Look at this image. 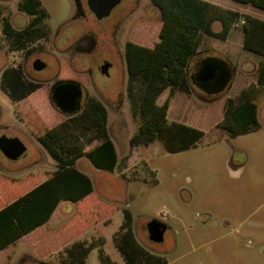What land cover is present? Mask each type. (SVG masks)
Returning <instances> with one entry per match:
<instances>
[{
  "label": "rangeland",
  "instance_id": "1",
  "mask_svg": "<svg viewBox=\"0 0 264 264\" xmlns=\"http://www.w3.org/2000/svg\"><path fill=\"white\" fill-rule=\"evenodd\" d=\"M210 1L264 18V10L237 0ZM19 2L0 0V136H18L28 149L18 160L8 159L0 150V197L26 192L57 167L38 134L67 119L52 100L49 83L22 101L10 100L1 87L4 69L25 65L39 78L82 83V109L95 97L109 109L120 163L112 172L96 168L87 157L79 159L78 167L92 177L95 191L79 203L62 202L56 217L16 244L9 264L41 260L62 264L65 246L77 239H103L105 252L118 264H126L114 241L124 220L123 207L133 212L140 242L166 255L169 264H264V86L258 87L254 99L261 108V128L232 137L219 125L226 98L257 81L264 61L263 54L244 47L242 24L227 39L205 36L202 53L193 62L206 55L219 57L235 70L234 77L220 94L207 93L196 83L192 93L176 91L169 120L201 127L206 133L196 145L170 152L160 140L131 143L141 119L131 111L125 46L128 40L152 46L159 39L162 19L152 0H124L103 20L87 0H80V10L77 0H42L50 13L45 20L48 31L24 46L34 55L17 50L2 33L4 16L17 28L30 21ZM36 56L48 63L41 74L32 67ZM105 61L111 63L109 76L101 71ZM169 94L167 90L160 101ZM216 95L220 98L213 100ZM94 132L75 126L64 130L69 139L83 145ZM154 218L168 224L161 242L149 237L147 225ZM4 260L0 257V264ZM88 264H100L99 248L92 251Z\"/></svg>",
  "mask_w": 264,
  "mask_h": 264
},
{
  "label": "trees",
  "instance_id": "2",
  "mask_svg": "<svg viewBox=\"0 0 264 264\" xmlns=\"http://www.w3.org/2000/svg\"><path fill=\"white\" fill-rule=\"evenodd\" d=\"M237 1L264 10V0ZM152 2L160 10L162 19L159 39L152 46L131 40L125 46L131 111L141 119L131 143L148 145L160 140L168 151L178 152L196 145L206 133L201 127L168 118L173 95L178 90L192 93L198 66L204 59L212 57L202 56L193 62L202 53L200 47L205 36L227 39L232 29L241 23L244 47L264 55V18L210 0ZM19 6L34 17L21 29L13 27L9 18L5 19L4 30L15 38L14 45L25 46L45 37L48 31L45 20L50 13L42 0H21ZM258 72L257 81L225 100L224 117L219 125L232 137L256 131L263 125L259 105L254 99L258 87L264 86V61L260 62ZM4 76L6 84L2 88L17 102L43 88L42 83L25 80L16 68L7 69ZM167 90L170 94L161 102L160 98ZM219 98L220 95H216L213 100ZM65 115V121L38 134L39 142L57 162V167L26 192L0 197V252L48 223L62 202L79 203L95 191L92 177L78 167L79 159L87 157L96 168L112 172L119 166V151L110 132L109 109L100 98L91 99L75 114ZM71 126L95 129L87 145L69 139L64 130ZM123 210L124 220L114 241L126 264H169L166 255L153 252L140 242L134 229L132 210L129 207H123ZM103 243V239L72 241L65 246L62 264H88V258L96 248L100 249V264H118L102 248Z\"/></svg>",
  "mask_w": 264,
  "mask_h": 264
},
{
  "label": "water",
  "instance_id": "3",
  "mask_svg": "<svg viewBox=\"0 0 264 264\" xmlns=\"http://www.w3.org/2000/svg\"><path fill=\"white\" fill-rule=\"evenodd\" d=\"M121 2L122 0H88V6L99 20H103L109 17ZM46 65L41 59L34 62V68L37 70L44 69ZM110 67L111 63L106 61L101 66L102 73L110 75ZM234 71L223 59L208 57L198 66L194 75L195 83L208 93L220 94L231 85ZM84 95V87L76 80L60 81L52 88V100L61 111L69 115L82 109ZM27 149L26 143L18 136H0V150L10 160H18ZM147 227L151 240L161 242L165 239L167 223L154 218L149 221ZM37 264L53 263L41 260Z\"/></svg>",
  "mask_w": 264,
  "mask_h": 264
},
{
  "label": "flooded vegetation",
  "instance_id": "4",
  "mask_svg": "<svg viewBox=\"0 0 264 264\" xmlns=\"http://www.w3.org/2000/svg\"><path fill=\"white\" fill-rule=\"evenodd\" d=\"M21 1V0H20ZM124 0H122V2H123ZM121 2V3H122ZM20 3V2H19ZM87 3H88V0H87ZM120 3V4H121ZM119 4V5H120ZM19 8H20V6H19ZM81 9V2H80V0H77V10H80ZM21 11H23V12H25L26 14H28L30 17H31V19H30V21L33 19V17L34 16H32V15H30L29 13H27L26 11H24V10H22L21 9ZM114 11V10H113ZM6 18H9V20H10V22L12 23V25H13V27H15L14 26V24H13V21L11 20V18L10 17H7V16H4V20H3V23H2V33L4 34V37H5V39L7 38V39H9V40H11L13 43H15V38L14 37H10V36H8L7 34H6V32H5V30H4V23H5V19ZM29 21V22H30ZM28 22V23H29ZM27 23V24H28ZM26 26V25H25ZM24 26V27H25ZM23 27V28H24ZM15 28H17V27H15ZM18 29H21V28H18ZM40 39H42V38H40ZM40 39H38V40H40ZM14 46H16V48H17V50H20V49H22V50H24L26 53H31V55H34L35 54V52L34 51H30V49H29V47L27 46V47H24V46H19V44L18 43H16ZM87 49H89L90 50V47L89 48H87ZM37 59H41V60H43V61H45L44 59H42V57H40V56H36L34 59H33V63H32V67H33V69H34V71H35V73H38V74H41V73H43L44 71H46L47 70V68H48V63H47V65H46V67L44 68V69H42V70H37V69H35L34 68V62H35V60H37ZM106 62V61H105ZM16 69H18L19 71H21V74H22V76H23V78L25 79V80H29V81H34V82H39V83H42L43 84V86H44V84L45 83H49V84H51V87L53 88L56 84H58L60 81H64V79H59V78H57V77H55V76H53V77H50V78H47V77H44V78H39V77H37V76H34V74H31L27 69H26V66L25 65H23L22 67L21 66H17V67H15ZM9 69V68H8ZM6 70L7 69H4L3 70V72H2V75H1V87H5V84H6V81H5V76H4V74H5V72H6ZM109 76V75H108ZM49 80H51L52 81V83H50V81ZM82 84V83H81ZM43 86H41V87H43ZM83 86V85H82ZM84 87V86H83ZM84 92H85V88H84ZM207 92V91H206ZM208 93V92H207ZM7 95H8V93H7ZM8 97L10 98V100H12V101H14L9 95H8ZM25 258H22V261L24 260ZM17 264H21V263H17Z\"/></svg>",
  "mask_w": 264,
  "mask_h": 264
},
{
  "label": "crops",
  "instance_id": "5",
  "mask_svg": "<svg viewBox=\"0 0 264 264\" xmlns=\"http://www.w3.org/2000/svg\"><path fill=\"white\" fill-rule=\"evenodd\" d=\"M201 50V49H200ZM259 105V104H258ZM260 105H259V113H260ZM62 204V203H61ZM61 204H60V206H61ZM59 206V207H60ZM58 207V208H59ZM59 210L57 209V211L54 213V215H53V217L55 216L56 217V215H57V212H58ZM52 217V218H53ZM52 220V219H51ZM50 220V221H51ZM49 221V222H50ZM48 222V223H49ZM48 223H46V224H48ZM45 224V225H46ZM38 229V228H37ZM36 229V230H37ZM35 231V230H34ZM32 233V232H31ZM30 234V233H29ZM28 235V234H27ZM26 236V235H25ZM24 236V237H25ZM23 238V237H22ZM19 239L15 244H12V245H10L9 247H7V248H5L4 250H2L1 252H0V257H4V263L3 264H9V262H11V255L14 253V251L16 250V244L18 243V242H22V241H24V239Z\"/></svg>",
  "mask_w": 264,
  "mask_h": 264
}]
</instances>
